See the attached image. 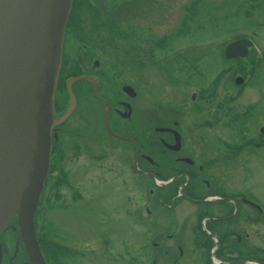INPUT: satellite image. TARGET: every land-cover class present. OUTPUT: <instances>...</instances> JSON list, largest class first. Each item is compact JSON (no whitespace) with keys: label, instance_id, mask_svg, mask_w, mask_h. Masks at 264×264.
Listing matches in <instances>:
<instances>
[{"label":"flooded vegetation","instance_id":"flooded-vegetation-1","mask_svg":"<svg viewBox=\"0 0 264 264\" xmlns=\"http://www.w3.org/2000/svg\"><path fill=\"white\" fill-rule=\"evenodd\" d=\"M141 3L71 1L53 101L55 115L66 116L51 130V161L42 204L50 196L59 206L65 196L71 204L85 199L89 187L84 191L86 184H78L82 181L77 175L86 173L87 167L76 173L68 168L79 153H86L89 159L84 160L97 162L99 167L110 161L114 171L124 150V161L130 157L132 173L147 193L148 203L171 210L185 201L198 209L195 245L201 249L203 264L209 255L218 264L245 260L264 264V204L244 184L251 177L249 172L262 165L263 157L251 151L264 146V115H257L251 135L247 125L240 123L237 128L234 123L249 118L261 101L259 92L244 96L242 89L251 81L255 66L263 63L264 54L261 50V60L247 61L244 73H251L242 76L244 84L238 82L241 89L235 93L222 85L218 93L215 86L195 83L198 90L187 105L180 103L183 107L154 103L152 92L147 89L142 94L136 83L151 77L153 64L166 81L174 78L165 72L164 62L184 66L174 60L179 55L177 48L170 61L171 57L156 58L154 54L159 44L162 47L184 31L185 12L153 42L152 28L133 19L138 10L143 11ZM126 17L134 23L126 25ZM101 178L103 175L95 177L96 182ZM157 236L160 230L152 223L145 240V264L180 263L184 257L181 247L178 245L177 254L174 250L166 254L168 246Z\"/></svg>","mask_w":264,"mask_h":264},{"label":"rangeland","instance_id":"rangeland-1","mask_svg":"<svg viewBox=\"0 0 264 264\" xmlns=\"http://www.w3.org/2000/svg\"><path fill=\"white\" fill-rule=\"evenodd\" d=\"M190 1L142 0L139 8L143 11L138 10L137 17L133 19L140 25L145 22L152 28L149 35L150 41L154 42L158 35L176 24ZM195 10L196 15L187 23L180 36L155 48L156 58L171 57L174 48L179 51L174 60L184 66L179 65L178 68L174 66L178 64L176 62H173L174 65L163 63L165 72L173 76V81H166L162 72L152 63L151 77L147 81L136 83L142 94L147 89L152 92L151 100L154 103L183 107L180 103L187 105L191 94L198 90L197 86L193 87L195 83L203 87L215 86L217 92L222 88L234 93L240 90L233 78L236 75L242 77L247 61L254 56L247 49L244 58H238L239 64L235 65L232 64V59L224 58L223 49L227 43L239 40L242 36L251 37L264 54V0H199ZM124 19L126 25L134 23L132 18ZM242 92L244 96L256 92L261 94V101L255 104L250 117L234 122L237 128L241 126L240 123L247 125V134L251 135L257 115L259 112L264 115V61L255 66L254 75L249 84L244 85ZM125 152H120L116 163L118 167L114 171L111 169L114 165L110 161H104V165L99 167L97 162L84 160L88 158L86 153H79L68 168L76 173V169L83 170L87 167V174L84 172L77 175L82 181L78 184H86L84 191L87 185L89 187L88 193L83 195L85 199L71 204L65 196L59 206V201L50 196L43 203L44 209H41L46 221L44 227L48 229L46 236L69 249L65 251L67 255L61 259V263L145 264V240L151 224L157 223L160 230V236L157 237L168 246L166 254H172V250L177 254L179 245L184 257L178 264H203L199 257L201 249L195 245L199 237L195 230L198 209L185 201L178 202L171 210L148 203L147 193L132 173L130 157L127 162L124 161ZM251 154L262 156L263 161L262 165L255 166L253 173L249 172L251 177L248 180L246 178L244 184L248 186V192L264 204V146L251 151ZM95 172L98 173L94 175ZM101 175L103 178L98 179L97 182L100 183H97L95 177ZM10 225L6 227L2 238L9 256L3 255L1 264L8 263L15 248V233ZM18 257L20 256L17 255L13 264H22ZM205 262L207 264V258Z\"/></svg>","mask_w":264,"mask_h":264},{"label":"water","instance_id":"water-1","mask_svg":"<svg viewBox=\"0 0 264 264\" xmlns=\"http://www.w3.org/2000/svg\"><path fill=\"white\" fill-rule=\"evenodd\" d=\"M70 5L0 0V236L15 224L29 264H46L33 222L50 163L51 130L66 116L55 115L53 98ZM247 46L245 39L233 41L224 57H244Z\"/></svg>","mask_w":264,"mask_h":264},{"label":"trees","instance_id":"trees-1","mask_svg":"<svg viewBox=\"0 0 264 264\" xmlns=\"http://www.w3.org/2000/svg\"><path fill=\"white\" fill-rule=\"evenodd\" d=\"M189 8H186V15H188ZM232 64L238 65L239 60L233 59L231 60ZM45 230V231H44ZM48 229L42 227V231L39 236V245L41 248L42 253L44 254V258L48 264H62L61 259L65 257L67 254L65 253L66 249L58 244H55L53 239L50 236H46ZM45 233V234H44ZM2 252L4 255H7L5 244L3 243ZM9 255H7L8 257Z\"/></svg>","mask_w":264,"mask_h":264}]
</instances>
